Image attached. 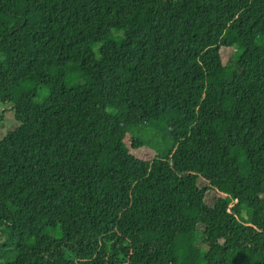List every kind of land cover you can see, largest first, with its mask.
<instances>
[{"label":"trees","instance_id":"16d2710c","mask_svg":"<svg viewBox=\"0 0 264 264\" xmlns=\"http://www.w3.org/2000/svg\"><path fill=\"white\" fill-rule=\"evenodd\" d=\"M0 63V264H264V0H0Z\"/></svg>","mask_w":264,"mask_h":264},{"label":"rangeland","instance_id":"374dc122","mask_svg":"<svg viewBox=\"0 0 264 264\" xmlns=\"http://www.w3.org/2000/svg\"><path fill=\"white\" fill-rule=\"evenodd\" d=\"M233 51H234L233 48H229L222 51L224 62H227V60L232 56ZM240 95H241V88L235 87L227 93V100L234 101L237 98H239ZM216 101H217V94L207 91L205 94L206 104H208L209 106H215ZM0 117H1L0 139L3 140L8 139L7 148H9L11 145L10 132H12L13 130V112L10 108L9 103L0 102ZM117 134L120 135L125 140L126 143H129L130 138H137L145 143H148L150 140V133L144 124L132 127L130 130L126 132L117 131ZM128 150L143 159H152L154 157V152L149 146L143 149H137L134 147H130V145H128ZM246 217L252 225L258 227L261 224V222L264 220V209L262 207L260 208L256 207L248 215H246ZM240 253H241L240 249L236 250V254L239 255Z\"/></svg>","mask_w":264,"mask_h":264}]
</instances>
